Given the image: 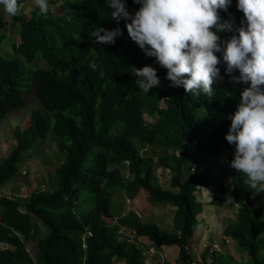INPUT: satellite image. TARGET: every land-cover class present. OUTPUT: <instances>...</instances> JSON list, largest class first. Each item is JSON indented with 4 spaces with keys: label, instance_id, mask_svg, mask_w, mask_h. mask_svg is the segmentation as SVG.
Wrapping results in <instances>:
<instances>
[{
    "label": "trees",
    "instance_id": "1",
    "mask_svg": "<svg viewBox=\"0 0 264 264\" xmlns=\"http://www.w3.org/2000/svg\"><path fill=\"white\" fill-rule=\"evenodd\" d=\"M24 1L18 0V5ZM237 2L232 0L228 12L220 15L228 19L231 13L239 25L244 17ZM126 4L133 13L140 7L133 0ZM60 5V14L49 9L43 15L35 6L28 16L20 10L9 16L20 41L12 43L13 57L0 53V122L23 109L30 93L39 105L31 109L26 127L13 129L21 165L37 155L49 136L60 158L47 180L50 188H36L24 198L0 194V264H146L142 248L136 240L127 241L124 227L134 230L136 237H148L157 249L176 244L182 264H199L191 259L187 244L202 224L203 204L197 194L201 185L213 187L220 207L232 197L235 217L222 225V233L245 248L249 264H264V203L254 198L257 192L249 189L247 178L230 167L235 145L226 140L237 101L225 92L238 94L246 85L230 83L222 63L224 79L214 82L215 95L193 97L183 86H170L167 70L129 37L124 20L111 17L109 0H62ZM0 11L4 12L2 5ZM96 26L119 27L122 35L114 44L95 45L89 33ZM3 37L0 31V41ZM91 62L98 65L95 71ZM133 65L155 67L160 86L147 94L139 90L136 77L127 71ZM202 107L223 115L214 129L198 119ZM137 143L156 147L159 154L155 159L142 154ZM213 154H221L215 156L221 171L200 166L206 160L201 157ZM21 165L14 151L0 158V188L21 176ZM159 168L170 172L173 189L154 182ZM229 173L231 187L223 181ZM141 188L152 205L175 207L174 230L143 221L132 209L126 214L111 212L116 189L133 199ZM87 192L94 194L93 204L81 210L80 200ZM27 240L36 243L34 257ZM214 254L209 264L217 261Z\"/></svg>",
    "mask_w": 264,
    "mask_h": 264
},
{
    "label": "clouds",
    "instance_id": "2",
    "mask_svg": "<svg viewBox=\"0 0 264 264\" xmlns=\"http://www.w3.org/2000/svg\"><path fill=\"white\" fill-rule=\"evenodd\" d=\"M36 3L40 13L47 15L49 0ZM133 3L140 5L134 13L128 10L126 0H109L111 17L125 21L129 37L167 70L171 87L183 86L193 97L203 93L212 98L214 82L224 79L219 67L222 63L230 83L246 85L238 94L225 92L237 101L226 133L228 143L235 145L230 167L247 178L249 189L264 191V0H238L236 7L244 17L239 25L231 13L228 19L220 15L221 11L228 12L232 0ZM0 5L7 15H19L18 0H0ZM228 33L231 35H225ZM118 35H122L119 27L109 30L96 26L89 33L98 46L114 44ZM89 67L95 71L98 65L91 62ZM127 71L136 77L139 90L145 94L161 84L157 69L150 65L129 66ZM122 230L126 233L125 227Z\"/></svg>",
    "mask_w": 264,
    "mask_h": 264
},
{
    "label": "rangeland",
    "instance_id": "3",
    "mask_svg": "<svg viewBox=\"0 0 264 264\" xmlns=\"http://www.w3.org/2000/svg\"><path fill=\"white\" fill-rule=\"evenodd\" d=\"M62 0H49V9H52L55 13L60 14L62 8L60 2ZM19 10L21 14L28 16L30 11L37 6L36 0H26L23 4H19ZM0 31H3V39L0 41V53L6 57H13L12 43H18L19 36L17 27L12 25L10 22V17L6 13L0 11ZM44 62V61H43ZM45 63V62H44ZM44 63H39L38 65L43 66ZM27 64V63H26ZM33 69L37 68L33 64H27ZM27 105L22 109L14 110L11 114H8L7 117L3 118L0 122V158L6 156L8 152L14 151L19 165L22 163V155L20 151H16L14 147L13 139V129L15 125H19L24 128L29 124V116L31 109L39 107L38 101L35 96L30 93L27 98ZM51 116V112L44 111ZM198 119L205 125L214 129L219 122L222 120L223 115L210 108L202 107L197 110ZM147 120H152V117L145 115ZM49 131L47 136L51 135ZM13 143V144H11ZM138 144V143H137ZM140 147V144L137 145ZM55 144L50 141V136L45 138L42 141L41 148L38 150L37 155L31 160L25 161L21 165L22 174L15 175L7 183L0 188L1 195H11L12 193L20 195L22 198L28 196L36 188H50V184L47 180L54 173L55 165L57 160L60 158L55 153ZM142 154L151 156L153 159L159 154V150L153 146H144L139 148ZM221 154H213L201 157L203 163L200 164L201 167H205L206 170H215L221 171L222 167L220 165V158L215 157ZM199 167V166H198ZM124 172L126 169L123 168ZM55 177V176H54ZM170 172L159 168L155 172L154 182H157L162 187L166 189H173L169 184ZM223 180L226 181V185L231 187V174L225 175ZM202 186V185H201ZM202 188L199 187L197 191L198 198L201 197L203 204V211L199 215V218L202 219V224L199 226L198 230L193 234L192 238L189 239L187 248L188 253L193 261H196L199 264H209L212 259V256L209 253V248L211 244L215 242L219 250H215L214 256H217V261L214 264H227L226 261H229V264H249L250 258L242 246L238 245L229 236H224L222 233V225L228 220H232L235 217L236 213V204L234 203L232 197L220 208L214 200V191L213 187L210 186L209 196L210 199L207 200V196H203ZM145 192L146 190H142ZM140 198L129 199L126 198L120 189H116L111 195V204L110 210L113 214H126L128 210L132 209L138 212L144 219H154L159 218L164 222V229L174 230L172 216V209L156 207L148 203L147 198L143 193H139ZM142 196V198H141ZM94 194L92 192H87L81 197V210L90 209L93 204ZM254 198L261 203H264V191L257 192ZM162 206V205H161ZM161 211H159L158 210ZM162 213L160 216L159 214ZM157 216V217H156ZM109 220V219H107ZM172 228H169L171 226ZM126 233L129 231V228L125 227ZM225 237L228 239V242H225ZM26 247L28 252L34 257L36 253V243L34 240H27ZM201 260V262L198 259ZM166 259H169L166 254L164 256ZM175 264H182L180 259H175ZM117 264H121L117 262ZM174 264V263H169Z\"/></svg>",
    "mask_w": 264,
    "mask_h": 264
},
{
    "label": "crops",
    "instance_id": "4",
    "mask_svg": "<svg viewBox=\"0 0 264 264\" xmlns=\"http://www.w3.org/2000/svg\"><path fill=\"white\" fill-rule=\"evenodd\" d=\"M224 181V184L226 183L225 180ZM226 185V184H225ZM227 186V185H226ZM203 190V196H207V200L210 199V196H209V191H210V186L209 185H202L200 186ZM229 187V186H227ZM143 188H141L135 195V198L139 199L140 196H139V193H143V195L147 198L148 200V192H142ZM202 196L199 195V199H201ZM142 198V196H141ZM149 203V201H148ZM150 205H152L151 203H149ZM162 205V206H161ZM153 206H156V207H163V208H167L168 209H172V212L173 210L175 209V207L173 206H170V205H167V204H158V205H153ZM221 208V207H220ZM159 210V208H158ZM135 211V210H134ZM160 211V210H159ZM136 212V211H135ZM161 212V211H160ZM138 214V216L143 220V221H152L153 219H144L138 212H136ZM160 216L162 215V213L159 214ZM172 216V215H171ZM157 217V216H156ZM172 219V218H171ZM154 222L156 224H158L160 227L162 228H165V226L163 225L164 222L159 219V218H156L154 219ZM169 228H172V222H171V226ZM174 228V226H173ZM193 236V235H192ZM192 238V237H191ZM225 241V240H224ZM137 242L139 243L140 247L142 248L143 250V253L145 255V262L146 264H169V263H176L175 262V259H178V255H179V246L176 245V244H172V245H163L161 246L160 248H155L150 239L146 236H139L137 237ZM226 242V241H225ZM165 254L167 256H169L168 258L169 259H166L164 256ZM198 259H199V256H198ZM199 261L201 262V260L199 259Z\"/></svg>",
    "mask_w": 264,
    "mask_h": 264
},
{
    "label": "built area",
    "instance_id": "5",
    "mask_svg": "<svg viewBox=\"0 0 264 264\" xmlns=\"http://www.w3.org/2000/svg\"><path fill=\"white\" fill-rule=\"evenodd\" d=\"M125 235H126L127 241H131V242L135 241L136 233L134 230L129 229V231L125 233ZM225 241L228 242V239L225 238ZM217 249H219L218 245L216 243H212L211 247L209 248V253H212L214 250H217Z\"/></svg>",
    "mask_w": 264,
    "mask_h": 264
}]
</instances>
